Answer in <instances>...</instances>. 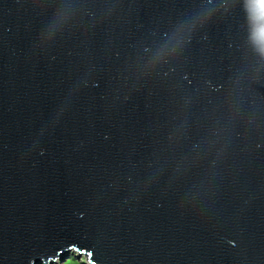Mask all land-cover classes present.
Wrapping results in <instances>:
<instances>
[{
    "label": "water",
    "instance_id": "water-1",
    "mask_svg": "<svg viewBox=\"0 0 264 264\" xmlns=\"http://www.w3.org/2000/svg\"><path fill=\"white\" fill-rule=\"evenodd\" d=\"M261 29L253 0H0V264H264Z\"/></svg>",
    "mask_w": 264,
    "mask_h": 264
},
{
    "label": "snow or ice",
    "instance_id": "snow-or-ice-1",
    "mask_svg": "<svg viewBox=\"0 0 264 264\" xmlns=\"http://www.w3.org/2000/svg\"><path fill=\"white\" fill-rule=\"evenodd\" d=\"M253 6L255 11L259 12L262 16H264V0H253ZM257 39L262 49H264V29H261L257 33ZM89 255L91 256L92 253L89 252Z\"/></svg>",
    "mask_w": 264,
    "mask_h": 264
},
{
    "label": "rangeland",
    "instance_id": "rangeland-1",
    "mask_svg": "<svg viewBox=\"0 0 264 264\" xmlns=\"http://www.w3.org/2000/svg\"><path fill=\"white\" fill-rule=\"evenodd\" d=\"M56 262L52 264H83L80 259L76 258L75 253L70 252L67 254H63V256L56 257Z\"/></svg>",
    "mask_w": 264,
    "mask_h": 264
},
{
    "label": "bare ground",
    "instance_id": "bare-ground-1",
    "mask_svg": "<svg viewBox=\"0 0 264 264\" xmlns=\"http://www.w3.org/2000/svg\"><path fill=\"white\" fill-rule=\"evenodd\" d=\"M55 260H56V259H54V260L50 261L48 264L55 263V262H56Z\"/></svg>",
    "mask_w": 264,
    "mask_h": 264
}]
</instances>
